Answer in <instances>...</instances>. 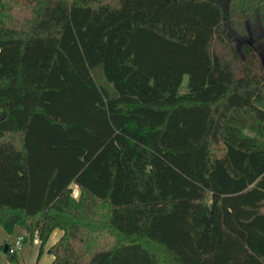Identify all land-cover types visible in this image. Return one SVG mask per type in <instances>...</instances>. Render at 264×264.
Instances as JSON below:
<instances>
[{
  "label": "trees",
  "instance_id": "trees-1",
  "mask_svg": "<svg viewBox=\"0 0 264 264\" xmlns=\"http://www.w3.org/2000/svg\"><path fill=\"white\" fill-rule=\"evenodd\" d=\"M262 53L264 0H0V228L62 231L52 264H264Z\"/></svg>",
  "mask_w": 264,
  "mask_h": 264
},
{
  "label": "rangeland",
  "instance_id": "rangeland-1",
  "mask_svg": "<svg viewBox=\"0 0 264 264\" xmlns=\"http://www.w3.org/2000/svg\"><path fill=\"white\" fill-rule=\"evenodd\" d=\"M263 54V53H262ZM182 92H186V84L184 85ZM219 154V151H217ZM77 192V193H76ZM76 196H78V191H75ZM55 233V234H54ZM44 247L42 253L40 254V242L39 239L29 240L23 245L21 251L16 255L15 261H10L8 255L5 252L0 253V264H52L53 258L49 254L48 250L51 248V245L54 243L56 236L61 235L62 232L56 230L54 232ZM23 234V235H22ZM25 231L22 230L20 226H17L13 233L8 234L3 228H0V246L1 245H12L19 238L20 235L25 236Z\"/></svg>",
  "mask_w": 264,
  "mask_h": 264
},
{
  "label": "built area",
  "instance_id": "built-area-1",
  "mask_svg": "<svg viewBox=\"0 0 264 264\" xmlns=\"http://www.w3.org/2000/svg\"><path fill=\"white\" fill-rule=\"evenodd\" d=\"M77 193V192H76ZM76 193H75V196H76ZM38 238V237H37ZM23 245H24V237L23 236H20L13 245H11L8 249V252L10 254H17L19 251L22 250L23 248Z\"/></svg>",
  "mask_w": 264,
  "mask_h": 264
},
{
  "label": "crops",
  "instance_id": "crops-1",
  "mask_svg": "<svg viewBox=\"0 0 264 264\" xmlns=\"http://www.w3.org/2000/svg\"><path fill=\"white\" fill-rule=\"evenodd\" d=\"M62 232V231H61ZM55 234V233H54ZM53 234V235H54ZM23 235V234H22ZM22 235H20V236H22ZM63 235V233L61 234V235H57L56 236V239H55V241H54V243L51 245V247L61 238V236ZM19 236V237H20ZM24 237V236H23ZM15 243V242H14ZM13 245V244H12ZM8 246H11V245H8ZM39 253H40V251H39ZM52 258H53V256H52ZM54 259V258H53ZM53 262V261H52Z\"/></svg>",
  "mask_w": 264,
  "mask_h": 264
},
{
  "label": "water",
  "instance_id": "water-1",
  "mask_svg": "<svg viewBox=\"0 0 264 264\" xmlns=\"http://www.w3.org/2000/svg\"><path fill=\"white\" fill-rule=\"evenodd\" d=\"M261 58H262V63H263V67H264V55H262ZM3 118H4V114H2L0 116V119H3ZM7 251H8V248H6L5 253H7Z\"/></svg>",
  "mask_w": 264,
  "mask_h": 264
},
{
  "label": "flooded vegetation",
  "instance_id": "flooded-vegetation-1",
  "mask_svg": "<svg viewBox=\"0 0 264 264\" xmlns=\"http://www.w3.org/2000/svg\"><path fill=\"white\" fill-rule=\"evenodd\" d=\"M263 55H264V53H263Z\"/></svg>",
  "mask_w": 264,
  "mask_h": 264
}]
</instances>
